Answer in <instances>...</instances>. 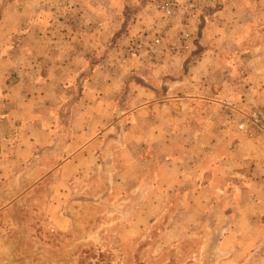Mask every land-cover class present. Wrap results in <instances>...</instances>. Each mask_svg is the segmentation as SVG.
<instances>
[{
    "label": "crops",
    "instance_id": "0c3cea01",
    "mask_svg": "<svg viewBox=\"0 0 264 264\" xmlns=\"http://www.w3.org/2000/svg\"><path fill=\"white\" fill-rule=\"evenodd\" d=\"M157 1L0 0V174L41 152L67 184L109 159L124 168L106 181L123 192L109 229L176 207L167 239L218 214L220 245L264 264V130L237 128L264 109V0H191L169 19ZM184 31L188 52L170 53ZM143 36L160 44L129 56Z\"/></svg>",
    "mask_w": 264,
    "mask_h": 264
},
{
    "label": "rangeland",
    "instance_id": "374dc122",
    "mask_svg": "<svg viewBox=\"0 0 264 264\" xmlns=\"http://www.w3.org/2000/svg\"><path fill=\"white\" fill-rule=\"evenodd\" d=\"M56 3L58 0H54ZM164 4L171 6L170 15L161 11ZM195 6L191 0L155 2L156 12L168 19L181 8L192 12ZM185 34L189 35L186 50ZM190 39L189 32H181L178 45L169 47L170 53H187ZM127 44L126 53L137 56L159 45L160 40L143 36L128 40ZM39 155L41 152L26 162V169L11 165L4 167L9 170L6 174H0V264H245L239 251L234 250L233 242L220 245L223 229L212 223L218 214L199 215L192 224H184L167 239L161 234L176 207L168 208L157 221L158 217L151 215L152 221L147 224L135 222L129 227L119 222L109 229L103 223L108 215L120 210L110 205L122 199L123 192L110 194L106 191V181L108 173L117 177V171L124 168L114 169L107 159L103 161V173L92 167L78 180L72 178L63 184L58 182L60 176L50 172L57 164L52 168L45 166L37 158ZM54 200L72 218L70 228L64 230L62 225L54 223V218L50 219L47 205ZM62 216L64 213L58 212L54 217Z\"/></svg>",
    "mask_w": 264,
    "mask_h": 264
},
{
    "label": "built area",
    "instance_id": "2783aa9c",
    "mask_svg": "<svg viewBox=\"0 0 264 264\" xmlns=\"http://www.w3.org/2000/svg\"><path fill=\"white\" fill-rule=\"evenodd\" d=\"M161 11L167 15L171 13V6L169 4H164L161 6ZM189 35L185 34L183 41L184 42V50L187 49L186 41ZM247 125H251L259 130H264V109H257L252 111L248 116L244 118V122L237 126L239 131H243Z\"/></svg>",
    "mask_w": 264,
    "mask_h": 264
}]
</instances>
